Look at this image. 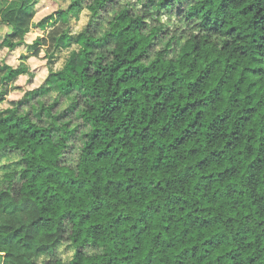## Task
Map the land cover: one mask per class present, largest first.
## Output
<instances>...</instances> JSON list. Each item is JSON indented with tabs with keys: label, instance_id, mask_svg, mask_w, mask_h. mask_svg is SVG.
<instances>
[{
	"label": "clouds",
	"instance_id": "9594fccd",
	"mask_svg": "<svg viewBox=\"0 0 264 264\" xmlns=\"http://www.w3.org/2000/svg\"><path fill=\"white\" fill-rule=\"evenodd\" d=\"M248 2L209 37L223 0H0V264H264V63L226 35Z\"/></svg>",
	"mask_w": 264,
	"mask_h": 264
},
{
	"label": "trees",
	"instance_id": "16d2710c",
	"mask_svg": "<svg viewBox=\"0 0 264 264\" xmlns=\"http://www.w3.org/2000/svg\"><path fill=\"white\" fill-rule=\"evenodd\" d=\"M175 0H168V4H173ZM215 0H208L209 4L214 3ZM245 2V0H223V3L220 8V13L223 14V18L221 15L214 16L211 10L206 16V22L204 24V29L208 32L209 37L212 34L215 33H221L222 29L225 27L227 23V17L231 15L230 8L233 6L238 7L239 3ZM167 7V5H165ZM185 5L180 4L179 11L181 15L183 14ZM22 11H28V9L21 7V9L17 10L16 13L22 12ZM241 15L245 17H250L249 20H247L248 27L246 29L241 30L240 26L233 27L230 29L226 35L229 37H234L233 43L236 41L240 42V46L236 48L234 51L236 53H239L241 57L247 58L251 56L253 58V63H264V60H258V57H264V0H250L248 2V6L243 10ZM207 50V49H206ZM226 62V58H225ZM233 70H235L238 65H233ZM248 71H251L253 75L264 78V69H246ZM211 71V70H210ZM243 71V69H241ZM168 77L166 76L165 79ZM204 81H201L203 83ZM243 82V81H242ZM155 83V81H154ZM251 81L249 82V86L251 85ZM198 85L193 87V94L196 93L198 90ZM139 91L142 90H136L137 94ZM160 94L168 93L169 90L166 87L160 88ZM172 91L174 92L175 89L173 88ZM129 100L133 99V95L131 93H126ZM171 93H169L167 99H171ZM127 102V101H126ZM207 104H205V107ZM198 107L197 104H188L183 110H178L177 114L173 117V120L171 124L163 129V134L167 135L170 128L176 127L178 124L182 123L186 119V114L189 112V109L195 110ZM166 108V104H157L156 105V112L155 115L158 117L161 112H163ZM255 112V109L253 110ZM112 115L111 111L106 110L104 113V116L106 119L110 118ZM204 113L201 112L199 116L197 117L196 121L190 126L192 130H187L184 133L183 139L178 140V144H183L186 140H188L190 137H193L198 134L199 129H197V124L199 123L200 119L203 118ZM252 114L250 113L247 117H245V121L247 119H251ZM227 119V117H225ZM220 121H217L214 123L211 128L215 130V133H212L214 138L215 134L219 132L220 127ZM148 130L145 129V134L142 137V139L147 140L148 137ZM97 138H99V133H97ZM154 146V145H153ZM231 147V145H229ZM253 149L252 147L249 148V151L251 152ZM260 154L261 156H264V145L260 148ZM105 156L108 154L105 153ZM215 155V154H214ZM253 167H256V165H253ZM170 203H179V201H170ZM22 211L26 209H21ZM195 226V225H193ZM222 241L217 240L216 246L219 247ZM233 259H235V256H233ZM250 264H253V262L250 261Z\"/></svg>",
	"mask_w": 264,
	"mask_h": 264
},
{
	"label": "rangeland",
	"instance_id": "374dc122",
	"mask_svg": "<svg viewBox=\"0 0 264 264\" xmlns=\"http://www.w3.org/2000/svg\"><path fill=\"white\" fill-rule=\"evenodd\" d=\"M28 14H29L28 11H22V12L16 13L13 16V20L17 23H23Z\"/></svg>",
	"mask_w": 264,
	"mask_h": 264
}]
</instances>
